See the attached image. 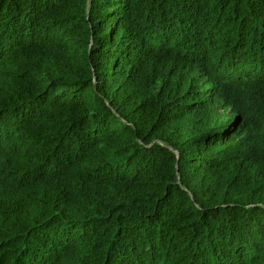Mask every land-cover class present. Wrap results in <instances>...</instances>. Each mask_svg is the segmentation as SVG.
<instances>
[{
	"label": "trees",
	"instance_id": "1",
	"mask_svg": "<svg viewBox=\"0 0 264 264\" xmlns=\"http://www.w3.org/2000/svg\"><path fill=\"white\" fill-rule=\"evenodd\" d=\"M0 264H264V0H0Z\"/></svg>",
	"mask_w": 264,
	"mask_h": 264
},
{
	"label": "water",
	"instance_id": "2",
	"mask_svg": "<svg viewBox=\"0 0 264 264\" xmlns=\"http://www.w3.org/2000/svg\"><path fill=\"white\" fill-rule=\"evenodd\" d=\"M89 2H90V0H87V9H88Z\"/></svg>",
	"mask_w": 264,
	"mask_h": 264
}]
</instances>
